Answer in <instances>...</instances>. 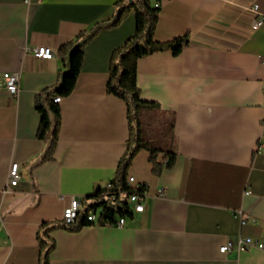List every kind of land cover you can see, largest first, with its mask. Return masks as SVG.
Returning a JSON list of instances; mask_svg holds the SVG:
<instances>
[{"label":"crops","instance_id":"crops-1","mask_svg":"<svg viewBox=\"0 0 264 264\" xmlns=\"http://www.w3.org/2000/svg\"><path fill=\"white\" fill-rule=\"evenodd\" d=\"M119 1L0 0V72L21 73L17 96L0 87V264H39L41 224L62 221L77 198V225L127 151V107L107 91L111 54L135 30L133 10L108 26L126 3ZM160 3L156 38L186 35L188 43L179 55L139 58L137 84L158 118L173 122L175 162L156 175L139 151L128 177L144 186L145 209L122 225L55 228L48 264H264L259 248L220 251L240 236L264 238V22L252 29L264 0ZM97 23L105 27L86 43L75 88L59 102L47 156L37 99L69 71L70 48H60ZM39 46L56 55L36 56ZM13 161L21 178L5 194Z\"/></svg>","mask_w":264,"mask_h":264},{"label":"trees","instance_id":"trees-1","mask_svg":"<svg viewBox=\"0 0 264 264\" xmlns=\"http://www.w3.org/2000/svg\"><path fill=\"white\" fill-rule=\"evenodd\" d=\"M123 1L126 3L119 6L117 15L108 26L118 25L125 13L133 10L135 14V30L123 44L113 50L107 82V91L124 100L127 107L129 125L127 151L119 162L115 177L110 181L112 183L111 192L116 194L117 199H121L120 208L115 210L110 198L104 194L106 190L103 187L96 190L95 196L98 201L85 210L82 219L77 225H66L62 221L43 222L37 232L40 246L39 264H48L50 253L54 249L55 243L50 235L51 231L59 227L78 230L83 225L89 224L87 216L90 209H97L102 206L100 218H102L103 222L110 223H116L117 217L121 218L133 214L126 201L127 195L134 190V187L128 182V169L139 151L146 150L148 152L152 171L156 175L160 174L164 169L172 167L176 159V152L169 143L165 142L164 145H155L152 140L143 136V123L147 122L151 126L157 121L154 117L156 114H153L154 108L157 106L154 102L144 100L141 97L137 84V61L141 57L163 50H171L174 55H179L188 43V37L186 35L179 36L170 41H160L156 38L160 7L155 6L154 2L160 0H120L118 3ZM104 27L105 25L102 23H97L89 32H81L75 41L60 48V55H63L70 48L68 57L69 71L62 74L59 87L46 92L44 100L41 97L37 99V110L40 113L38 135L40 138L49 139V145L46 149L47 156H50L54 149V142L61 122L59 103L55 102L54 98L58 95L67 96L74 90L84 60L85 45ZM64 59L66 60V58ZM145 113V119H143ZM157 122L160 123V121ZM159 126H162V130L166 133L169 131L171 138L173 122L167 121L163 123L161 121ZM154 127L156 129L158 126L154 125ZM140 190H144V186H141Z\"/></svg>","mask_w":264,"mask_h":264},{"label":"built area","instance_id":"built-area-1","mask_svg":"<svg viewBox=\"0 0 264 264\" xmlns=\"http://www.w3.org/2000/svg\"><path fill=\"white\" fill-rule=\"evenodd\" d=\"M154 5L157 7L161 6L160 1L154 2ZM253 10L259 14V5L254 4ZM264 22V18L262 16H258L252 25V29H258ZM34 54L38 57L42 58H52L56 55L55 51L47 46H39L34 48ZM264 60V55H263ZM0 87L6 89L12 96H17L21 89V73L20 72H0ZM62 100V96H55L54 101L59 103ZM21 178V164L13 161L10 164L8 171V179L6 186L3 190V193L10 194L14 192V187L18 184ZM128 182L131 186L134 187V190L129 193L126 197L127 204L130 210L135 212H141L145 209V192L144 190H140V185L135 181L133 176L129 177ZM106 192L105 195L110 198L112 204H121V199H117L116 194L111 192L112 183L108 182L104 186ZM140 190V191H138ZM247 192H250L248 189ZM81 206L80 199L72 198L70 204L64 209L62 222L66 225H72L74 221L77 219L79 214V209ZM103 208H101L100 212L97 209H90L88 212L87 220L91 224H112L110 222H103L102 218H100V213ZM125 216L121 217L117 220L116 224L122 225L124 222ZM242 224L245 223L244 220H241ZM259 248L264 250V238H253L250 236H240L237 242L232 240H228L224 244L221 245L220 251L223 253L231 252L232 250H237L238 252L242 250H246L249 248Z\"/></svg>","mask_w":264,"mask_h":264},{"label":"rangeland","instance_id":"rangeland-1","mask_svg":"<svg viewBox=\"0 0 264 264\" xmlns=\"http://www.w3.org/2000/svg\"><path fill=\"white\" fill-rule=\"evenodd\" d=\"M156 111H154L153 114H156L154 117L157 121H155V126L157 125L158 127H154V125H151L149 126V124L147 122H144L143 125H142V131H143V136L148 138L149 140H152V142L155 144V145H164L165 142L169 143L170 142V132L168 131L167 133L165 131H163V127L162 126H159L161 125V119L162 117H159L158 118V115L157 113H155ZM145 115L146 113L144 114L143 116V119H145ZM149 115V114H148Z\"/></svg>","mask_w":264,"mask_h":264},{"label":"bare ground","instance_id":"bare-ground-1","mask_svg":"<svg viewBox=\"0 0 264 264\" xmlns=\"http://www.w3.org/2000/svg\"><path fill=\"white\" fill-rule=\"evenodd\" d=\"M115 210H118L120 208V204H112ZM121 210V209H120ZM120 212V211H119Z\"/></svg>","mask_w":264,"mask_h":264}]
</instances>
